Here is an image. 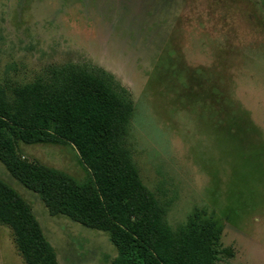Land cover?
I'll return each instance as SVG.
<instances>
[{
  "label": "rangeland",
  "instance_id": "1",
  "mask_svg": "<svg viewBox=\"0 0 264 264\" xmlns=\"http://www.w3.org/2000/svg\"><path fill=\"white\" fill-rule=\"evenodd\" d=\"M262 1L0 0V83L31 82L65 63L113 73L135 106L133 159L170 228L198 213L223 228L222 249L232 251L217 264H264ZM19 149L87 176L70 144ZM0 178L29 202L59 264L117 256L107 232L51 214L1 161ZM0 264H27L2 223Z\"/></svg>",
  "mask_w": 264,
  "mask_h": 264
},
{
  "label": "trees",
  "instance_id": "2",
  "mask_svg": "<svg viewBox=\"0 0 264 264\" xmlns=\"http://www.w3.org/2000/svg\"><path fill=\"white\" fill-rule=\"evenodd\" d=\"M134 114L130 92L113 73L50 65L31 82L0 83V161L51 214L107 232L118 250L111 264H217L222 253L232 255L222 249L223 228L198 213L170 228L128 145ZM22 142L72 145L87 176L27 159ZM0 223L12 229L27 264H59L29 202L1 178Z\"/></svg>",
  "mask_w": 264,
  "mask_h": 264
},
{
  "label": "crops",
  "instance_id": "3",
  "mask_svg": "<svg viewBox=\"0 0 264 264\" xmlns=\"http://www.w3.org/2000/svg\"><path fill=\"white\" fill-rule=\"evenodd\" d=\"M233 256H234V255H233ZM233 256H232V257H233Z\"/></svg>",
  "mask_w": 264,
  "mask_h": 264
}]
</instances>
